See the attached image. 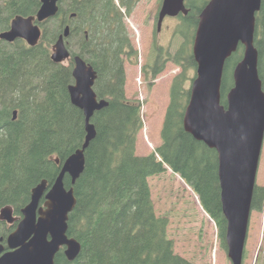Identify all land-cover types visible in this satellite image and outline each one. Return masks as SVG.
I'll use <instances>...</instances> for the list:
<instances>
[{
  "label": "trees",
  "instance_id": "16d2710c",
  "mask_svg": "<svg viewBox=\"0 0 264 264\" xmlns=\"http://www.w3.org/2000/svg\"><path fill=\"white\" fill-rule=\"evenodd\" d=\"M63 1L59 15L41 25L44 33L36 47L24 40L13 44L0 40V212L11 207L21 219L33 189L44 180L51 188L63 163L82 147L85 117L72 104L69 94V86L75 82L73 57L79 55L96 70L94 90L98 99L107 100L109 106L92 119L97 136L86 151V168L75 185L77 206L68 221V235L80 242L82 252L72 262L61 251L56 264H193L176 253L168 236L169 221L156 214L152 200L149 179L168 168L198 195L227 248L218 154L194 139L183 125L190 98L186 75L197 68L192 46L200 14L210 0H186L189 13L181 16L182 24L176 30L184 43L175 54L165 59L162 49L156 48L160 55L151 67L154 77L168 62L183 72L171 86L162 145L148 156L137 154L138 136L143 129L142 104L126 94V60L133 61L138 51L125 20L140 0H75L73 20L68 18ZM39 7V0H27L21 14L33 16ZM5 25L0 24V29ZM67 26L71 35L66 44L72 59L69 65L56 64L51 59L52 48ZM255 45L264 90V0L256 15ZM243 50L240 45L226 63L224 106ZM65 183L71 187L69 177ZM263 206L264 189L256 188L252 208L262 210ZM16 227L17 223L0 221V242L3 239L6 243Z\"/></svg>",
  "mask_w": 264,
  "mask_h": 264
},
{
  "label": "water",
  "instance_id": "95a60500",
  "mask_svg": "<svg viewBox=\"0 0 264 264\" xmlns=\"http://www.w3.org/2000/svg\"><path fill=\"white\" fill-rule=\"evenodd\" d=\"M59 0H41L36 16H18L1 39H18L30 47L42 39L41 23L59 14ZM263 0H210L203 8L197 26L193 56L196 78L185 110L183 125L187 133L218 154L223 214L227 220L226 243L233 264H243L257 174L264 144V90L259 75V51L255 45L256 15ZM186 0H163L159 25L169 17L188 15ZM67 26L53 46L51 59L64 64L71 59L66 39ZM242 45L243 57L233 70L234 86L222 104V84L227 61ZM74 84L69 86L72 104L85 117L86 138L62 165L51 188L46 180L32 191L30 203L19 220L11 207L0 212V221L17 224L6 243L0 242V264H56L63 251L75 261L82 245L68 235L70 214L77 206L75 185L86 168V151L97 136L92 119L109 106L94 90L98 74L81 56L74 57ZM18 117L14 112V120ZM59 163V160H56ZM71 179L67 188L65 180ZM45 200L42 203V200Z\"/></svg>",
  "mask_w": 264,
  "mask_h": 264
},
{
  "label": "rangeland",
  "instance_id": "374dc122",
  "mask_svg": "<svg viewBox=\"0 0 264 264\" xmlns=\"http://www.w3.org/2000/svg\"><path fill=\"white\" fill-rule=\"evenodd\" d=\"M162 3L163 0H140L132 15L125 20L138 51L137 58L126 60L125 69L127 97L142 104L143 129L137 142L139 156L151 155L162 145L161 133L170 104L171 86L183 72L181 67L168 62L161 74L152 75L151 67L160 55L156 48H161V55L167 59L168 54H175L184 43V38L176 33L182 24L181 16L167 19L162 32L156 31ZM73 50L78 52L75 45ZM186 76L189 78L187 86L191 89L196 69L188 70ZM149 183L156 214L168 219V236L178 255L193 264H233L215 221L202 207L198 195L179 175L168 168L164 174L150 178ZM256 188L264 189V144ZM243 264H264V206L262 210L251 212Z\"/></svg>",
  "mask_w": 264,
  "mask_h": 264
},
{
  "label": "flooded vegetation",
  "instance_id": "af4514ba",
  "mask_svg": "<svg viewBox=\"0 0 264 264\" xmlns=\"http://www.w3.org/2000/svg\"><path fill=\"white\" fill-rule=\"evenodd\" d=\"M26 1L27 0H3V1H0V24H6L3 29H0V37H1L2 33H5L7 31L11 30L12 22H13V20L16 17L23 16L21 13H22L23 9L26 8ZM39 2H40V7H41V0H39ZM58 5H59V8H60V10H59V13H60L61 7L62 6L64 7V1L63 0H59ZM74 5H75V0H66V8L65 9L67 11L68 18L72 19V20L75 18ZM40 7H39V9H40ZM161 8H162V6H161ZM161 8H160V10L158 12L157 27H156V31L159 32V33L162 32V27H163L164 23L166 22V20L169 19V18H173V17L167 16L163 20V23L160 26L159 25V20H160ZM39 9H38V11H39ZM37 12L33 16H36ZM168 28H170V27L168 26ZM0 40H2V39L0 38ZM18 40H20V39H18ZM18 40H16V41H18ZM9 44H13V43H9Z\"/></svg>",
  "mask_w": 264,
  "mask_h": 264
}]
</instances>
